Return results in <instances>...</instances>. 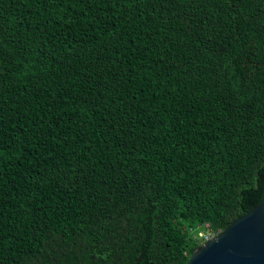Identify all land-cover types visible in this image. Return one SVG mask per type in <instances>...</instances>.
<instances>
[{"label": "trees", "instance_id": "trees-1", "mask_svg": "<svg viewBox=\"0 0 264 264\" xmlns=\"http://www.w3.org/2000/svg\"><path fill=\"white\" fill-rule=\"evenodd\" d=\"M264 193V0H0V264H186Z\"/></svg>", "mask_w": 264, "mask_h": 264}, {"label": "water", "instance_id": "water-1", "mask_svg": "<svg viewBox=\"0 0 264 264\" xmlns=\"http://www.w3.org/2000/svg\"><path fill=\"white\" fill-rule=\"evenodd\" d=\"M186 264H264V193L257 206L200 246Z\"/></svg>", "mask_w": 264, "mask_h": 264}, {"label": "built area", "instance_id": "built-area-1", "mask_svg": "<svg viewBox=\"0 0 264 264\" xmlns=\"http://www.w3.org/2000/svg\"><path fill=\"white\" fill-rule=\"evenodd\" d=\"M206 227H208V231L205 232V233H200L199 234V237L203 238L205 243L207 241L212 240L213 238H215L217 236V234L213 230L209 229L208 225Z\"/></svg>", "mask_w": 264, "mask_h": 264}]
</instances>
